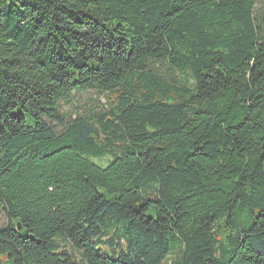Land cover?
<instances>
[{
    "label": "trees",
    "instance_id": "obj_1",
    "mask_svg": "<svg viewBox=\"0 0 264 264\" xmlns=\"http://www.w3.org/2000/svg\"><path fill=\"white\" fill-rule=\"evenodd\" d=\"M0 208V264H264V0H0Z\"/></svg>",
    "mask_w": 264,
    "mask_h": 264
},
{
    "label": "rangeland",
    "instance_id": "obj_2",
    "mask_svg": "<svg viewBox=\"0 0 264 264\" xmlns=\"http://www.w3.org/2000/svg\"><path fill=\"white\" fill-rule=\"evenodd\" d=\"M99 101H103V98L96 92L90 91L82 94H76L69 105H64L62 111L66 114L67 118L76 119L82 115H95L99 113ZM58 132H62L63 127L54 125ZM112 157H108L104 160H96V164L106 165ZM98 162V163H97ZM98 164V165H99ZM102 166V167H103ZM8 225V219L2 209L0 208V229Z\"/></svg>",
    "mask_w": 264,
    "mask_h": 264
},
{
    "label": "water",
    "instance_id": "obj_3",
    "mask_svg": "<svg viewBox=\"0 0 264 264\" xmlns=\"http://www.w3.org/2000/svg\"><path fill=\"white\" fill-rule=\"evenodd\" d=\"M19 230H21V226H19Z\"/></svg>",
    "mask_w": 264,
    "mask_h": 264
}]
</instances>
